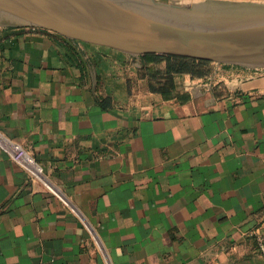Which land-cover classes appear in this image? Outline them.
Masks as SVG:
<instances>
[{
	"label": "crops",
	"instance_id": "0c3cea01",
	"mask_svg": "<svg viewBox=\"0 0 264 264\" xmlns=\"http://www.w3.org/2000/svg\"><path fill=\"white\" fill-rule=\"evenodd\" d=\"M139 67L0 27V133L61 194L0 149V264H264V68L178 75L165 98Z\"/></svg>",
	"mask_w": 264,
	"mask_h": 264
},
{
	"label": "water",
	"instance_id": "95a60500",
	"mask_svg": "<svg viewBox=\"0 0 264 264\" xmlns=\"http://www.w3.org/2000/svg\"><path fill=\"white\" fill-rule=\"evenodd\" d=\"M0 27L45 30L133 57L264 68V4L206 0H0Z\"/></svg>",
	"mask_w": 264,
	"mask_h": 264
},
{
	"label": "trees",
	"instance_id": "16d2710c",
	"mask_svg": "<svg viewBox=\"0 0 264 264\" xmlns=\"http://www.w3.org/2000/svg\"><path fill=\"white\" fill-rule=\"evenodd\" d=\"M142 69L148 71L147 65L155 60H166L168 66L164 77L158 79L157 82L159 88L157 92L167 98L169 94L174 90V77L177 75L189 74L195 78L205 77L209 71L205 68L210 64L205 61H198L188 58L170 57V56H156V55H144L138 57ZM148 78V77H147ZM153 78V77H152Z\"/></svg>",
	"mask_w": 264,
	"mask_h": 264
},
{
	"label": "built area",
	"instance_id": "2783aa9c",
	"mask_svg": "<svg viewBox=\"0 0 264 264\" xmlns=\"http://www.w3.org/2000/svg\"><path fill=\"white\" fill-rule=\"evenodd\" d=\"M0 149L7 153L14 163L25 169L36 181L40 182L44 188L61 198L59 191L51 188L45 180L38 162L19 143L6 138L0 133ZM254 238L257 250L264 253V233H258Z\"/></svg>",
	"mask_w": 264,
	"mask_h": 264
},
{
	"label": "rangeland",
	"instance_id": "374dc122",
	"mask_svg": "<svg viewBox=\"0 0 264 264\" xmlns=\"http://www.w3.org/2000/svg\"><path fill=\"white\" fill-rule=\"evenodd\" d=\"M175 1L179 2V3L180 2L181 3H191V2H204L206 0H193V1L175 0ZM214 1H227V2L229 1V2H244V3L264 4V0H252V1H250V0H214ZM214 65H216V64L210 63L205 69L208 70L210 73L212 70V67ZM167 66H168V61H166V60H155L154 62H150L147 65L148 71H146L145 69H142V65H141V67H139V69H138V78L146 80L147 88L149 91L154 92V93H158L157 89L159 88V86H158L157 82L159 81L158 79L165 76ZM208 74L205 77H207ZM187 75H189V74H187ZM140 88H141L140 90L144 89L143 87H140Z\"/></svg>",
	"mask_w": 264,
	"mask_h": 264
},
{
	"label": "bare ground",
	"instance_id": "6f19581e",
	"mask_svg": "<svg viewBox=\"0 0 264 264\" xmlns=\"http://www.w3.org/2000/svg\"><path fill=\"white\" fill-rule=\"evenodd\" d=\"M186 1V0H185ZM188 1H193V0H188Z\"/></svg>",
	"mask_w": 264,
	"mask_h": 264
}]
</instances>
